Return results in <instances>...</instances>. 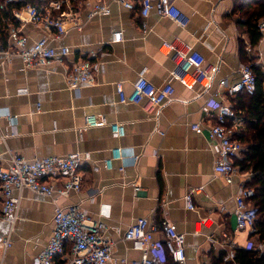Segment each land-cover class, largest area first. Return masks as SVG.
Listing matches in <instances>:
<instances>
[{"label": "crops", "instance_id": "crops-1", "mask_svg": "<svg viewBox=\"0 0 264 264\" xmlns=\"http://www.w3.org/2000/svg\"><path fill=\"white\" fill-rule=\"evenodd\" d=\"M48 1L33 2L45 5ZM103 1L110 4L111 13L90 20L87 12L96 0L74 3L84 26L80 30L68 23L67 34L54 42L71 47L72 53L64 60L26 69L19 57L0 58V167L9 165L8 149L27 159L73 152L87 157L81 167L82 191L62 197L59 203L81 204L91 216L102 219L106 236L117 242L116 260L141 258L142 252L123 240L124 232L140 217H152L159 224L165 218L173 222L186 236L188 264H211L219 251L230 254L232 243L247 250L249 241L257 242L258 236L250 229L236 230L234 213L240 181L249 185L254 176L237 164L247 147L234 160L239 174L228 183L225 175L215 171L217 149L209 138V128L215 123L221 100L241 107L243 101L228 89L239 79L238 69L246 56L243 49L264 70V37L253 45L244 25L247 7L252 9L263 0H174L183 14L182 25L155 11L144 19L138 9H126L115 0ZM243 3L247 5L241 7ZM4 19L0 23L3 40L9 24L20 27L19 22ZM22 31L32 40L48 34L44 26L34 23H26ZM119 31L122 39L113 43L114 33ZM173 41L191 45L204 55L206 67L218 68L210 88L197 85L189 89L172 79L178 61L164 53L162 45ZM83 59L96 65V81L79 90L70 89L67 73ZM142 75L156 87L172 81V100L161 109L151 108L147 101L120 103L116 83L123 82L130 93ZM90 115L107 124L86 127ZM113 123L125 124L124 136L113 134ZM197 123L202 124L201 132L193 128ZM240 129L238 139L247 133V122ZM116 148L125 156L140 155L139 161L127 157L107 167L104 162ZM122 167L124 171H120ZM59 181L61 185L63 179ZM192 189L193 209L186 200ZM55 207L44 195L23 192L18 220L11 225L0 219V235L12 238L7 251L0 249V264H35L52 234ZM204 218L210 226L200 230ZM212 234L230 247L213 243ZM155 239L161 247L152 256L162 264L166 259L162 231L155 233Z\"/></svg>", "mask_w": 264, "mask_h": 264}, {"label": "built area", "instance_id": "built-area-1", "mask_svg": "<svg viewBox=\"0 0 264 264\" xmlns=\"http://www.w3.org/2000/svg\"><path fill=\"white\" fill-rule=\"evenodd\" d=\"M19 1L22 0L0 1V15L9 5ZM76 1L49 0L45 5L28 4L21 9H11L10 17L4 20L9 23L15 20L20 23V27L13 24L8 25L5 40L0 39V58L19 57L26 69L40 68L55 61L64 60L72 53L71 47L68 45L56 46L54 42L59 41L67 34L68 23L80 30L83 28L84 23L78 20V12L75 9ZM115 1L126 9H138L144 19L155 11L161 17L172 19L180 25L183 24V14L175 5L174 0ZM111 11L109 3L96 0L88 9L87 19L109 15ZM26 23L42 25L48 34L40 39L32 40L22 31V27ZM257 26L264 37V17L258 20ZM144 27L146 29V23H144ZM121 39L122 32L119 31L114 33L112 42H120ZM162 51L175 57L178 61L177 68L172 72L173 80L179 81L189 89H193L197 85L210 88L213 84L218 68L206 67L204 55L191 45L181 41L166 42L162 45ZM238 74V81L228 89L229 94L236 96L242 92L253 93L256 89L257 79L252 65L242 63ZM95 81L96 65L89 59L76 62L71 71L67 73L68 86L73 90H79L84 85H92ZM221 84L225 85L226 82L221 81ZM116 90L120 103L137 105L147 101L151 108L158 109L170 102L175 94L172 81L162 87H156L144 75L140 76L130 93L125 91L123 82L116 83ZM215 96H220V94L217 93ZM238 113L230 104L221 100L216 108L215 123H212L209 128V138L217 149L215 171L225 175L228 183H232L234 177L239 174V167L234 164V160L245 151V145L237 138V133L241 131L240 126H244L246 121L244 116ZM231 121H233L232 124ZM106 124L105 119L97 118L94 115L86 117V127ZM111 128L115 136H124V123H113ZM193 128L201 132L202 124H194ZM7 153L9 165L0 167V219L11 225L18 220L21 198L25 190L44 195L56 204L52 234L47 245L35 257V264H58L60 260L63 261V264H157L152 253L161 247V244L155 239V233L158 231H162L163 246L172 259L179 264H188L186 236L166 218L160 224L152 217L138 218L124 232L123 240L131 242L134 249L141 251V258L136 260L123 257L116 260L114 253L117 242L106 236L107 226L103 220L91 216L81 204L63 206L59 203L62 197L82 191L84 174L81 167L87 159L83 154L73 152L67 155H35L27 159L18 156L10 149ZM127 157L137 163L140 155L131 153L125 156L121 148H116L104 164L111 168L114 160H122ZM120 171H124V168L122 167ZM60 178L63 179L61 185ZM140 188V186L135 187L137 191H140ZM194 192L195 189H192L186 195L188 205L192 209L195 208ZM255 196L256 189L250 187L246 181H240L239 192L235 197L236 230L256 231L260 209L254 202ZM102 215H105L104 212ZM209 226L207 218L200 221V230ZM213 236L214 234L209 237L213 243L222 244L224 248L230 247V244L220 243ZM227 238L231 239L230 236ZM11 246V236L0 235V249L5 252ZM246 247L247 250H257L259 254H264V241L250 240ZM236 248L232 243L230 254H226L225 260L232 264H242L235 259Z\"/></svg>", "mask_w": 264, "mask_h": 264}, {"label": "trees", "instance_id": "trees-1", "mask_svg": "<svg viewBox=\"0 0 264 264\" xmlns=\"http://www.w3.org/2000/svg\"><path fill=\"white\" fill-rule=\"evenodd\" d=\"M34 0H22L12 5H9L3 14L0 15V23L2 18L10 17V10L13 8L21 9L28 4H34ZM246 3L241 4L243 7ZM248 18L244 25L250 35L253 45L258 44L262 40V33L258 29L257 22L264 17V0L258 1L256 6L249 9L247 7ZM3 34V33H2ZM6 36V35H5ZM6 37H4L5 40ZM245 63L251 64L256 75L257 85L253 93L242 92L238 96L243 101L232 106L235 109L242 111L240 114L246 116L247 133L241 136L240 140L247 147L244 152V157L237 162L242 170H251L254 173L250 187L256 189L254 202L260 209V217L256 223V231L253 236H258V241H264V70L261 65L255 63V59L247 58V53L243 49ZM237 96V95H236ZM238 110V111H239ZM226 252L219 251L218 254L212 256L211 264H232L225 260ZM235 259L242 264H264V254H259L257 250H246L244 248H236ZM58 264H63L59 261ZM158 264V263H157ZM162 264H179L166 252V260Z\"/></svg>", "mask_w": 264, "mask_h": 264}]
</instances>
